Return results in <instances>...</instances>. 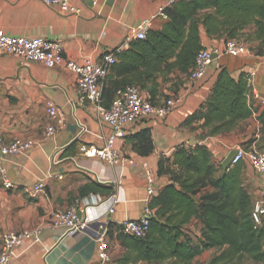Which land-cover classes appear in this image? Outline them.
Instances as JSON below:
<instances>
[{"label": "crops", "instance_id": "1", "mask_svg": "<svg viewBox=\"0 0 264 264\" xmlns=\"http://www.w3.org/2000/svg\"><path fill=\"white\" fill-rule=\"evenodd\" d=\"M70 2L81 10L79 14L63 12L57 6L46 5L43 0H0V34L57 41L71 60L79 62L84 57H91L98 61L104 53L119 47L129 29L141 20L153 18L152 27L160 28L163 18L157 16V12L168 0ZM253 31L248 28L244 32L249 35ZM201 33L204 47L224 44V39L210 38L204 30ZM248 43L254 47L260 42L253 39ZM256 57L249 53L238 59L215 58L206 76L199 80L180 76L181 81H178L179 73L166 77L160 75L161 92H167L169 87L178 83L174 86L177 94L173 96L176 100L173 111L163 119L150 116L129 125L125 138L118 140L117 146L135 161V165L129 162L111 165L79 152L81 145L103 147L111 129L95 115L91 104L78 102L75 72L64 66L46 67L40 62L1 56L0 136L6 141L31 142V147L19 156L5 158L15 188L5 189L0 183V242L6 231L41 228L37 237L26 241L11 256L9 264H96L98 242L94 234L76 232L73 238L63 239L66 230L53 228L49 220L51 211L70 208L75 199L85 196L95 183L113 189L112 193L99 191L105 200L89 208L92 217H100L114 206L109 231L112 264H151L142 260L122 261L127 248L116 227L124 220L139 218L149 201L143 164L148 165L155 179L153 201L171 183L170 175L159 173L161 159H170L169 163H172L175 152L182 146H206L219 173L223 169V160L238 145L264 150V125L258 119L264 109L256 105L252 97L256 91L264 95V60L258 61L254 59ZM222 68L235 77L241 72L254 73L252 80L249 79L248 93L253 113L234 130L211 136L200 113L204 111ZM116 78L117 68L113 66L106 80L107 87ZM140 89L146 98L151 99L147 90ZM49 104L61 110L65 124L46 137L45 128L52 122L47 112ZM144 130L150 132L153 143L148 153L135 149L137 138ZM241 164L244 166V185L256 199L264 190V179L247 160ZM37 182H45L46 187L35 194L33 185ZM201 228V222L192 219L182 227V238L197 241L201 237ZM220 252L217 248H210L190 261L172 258L161 264H209Z\"/></svg>", "mask_w": 264, "mask_h": 264}, {"label": "trees", "instance_id": "2", "mask_svg": "<svg viewBox=\"0 0 264 264\" xmlns=\"http://www.w3.org/2000/svg\"><path fill=\"white\" fill-rule=\"evenodd\" d=\"M166 12L160 28L151 27L145 39L132 40L118 55L119 62L114 65L118 78L111 80L109 87L105 84L103 90L106 103L118 88L127 85L147 90L153 103L175 96L178 83L167 89L173 91L168 95L161 92L158 78L179 73L181 81L180 76L190 75L197 54L204 48L202 30L210 38L241 41L245 37L258 40L264 47V0H176ZM248 28L254 30L253 34L246 35ZM250 78L246 72L235 77L226 68L219 71L200 113L209 135L228 133L252 116L248 103ZM258 119L264 125V110ZM152 148L150 132L144 130L135 149L148 153ZM169 162L164 158L160 161L159 173L170 175L171 183L151 203L155 214L148 235L119 236L127 248L122 261H190L206 249L217 248L221 252L209 264H230L241 256L264 263V222L261 226L254 223L255 199L244 185L241 162L219 173L204 145L182 146ZM99 191L112 193L113 189L95 183L86 194ZM194 218L202 224L201 237L197 241L182 238V227Z\"/></svg>", "mask_w": 264, "mask_h": 264}, {"label": "built area", "instance_id": "3", "mask_svg": "<svg viewBox=\"0 0 264 264\" xmlns=\"http://www.w3.org/2000/svg\"><path fill=\"white\" fill-rule=\"evenodd\" d=\"M176 0H168L165 5L159 7L157 16L167 18L166 8ZM46 5L57 6L59 10L68 13L79 14L81 10L72 4L70 0H43ZM153 18H145L137 25L132 26L124 42L114 50L104 53L100 60L95 61L91 57H84L77 62L65 56L64 48L60 42L41 37L12 36L0 34V57L3 55L15 56L26 62H40L46 67L64 66L77 74L78 102L82 105L91 104L95 115L106 123L111 133L103 147L81 145L79 152L87 157L103 160L111 165L129 162L135 165V161L124 155L117 146L120 139L127 134V127L138 122L141 118L154 116L160 119L171 113L176 105L174 97L162 99L153 103L146 98L140 87L127 85L118 88L113 98L106 103L103 90L111 68L118 61V55L125 51L132 40L145 39L152 27ZM248 53L244 43L237 39H229L222 46L204 47L197 54L194 68L188 78L199 80L206 76L213 62V56L217 58L230 56L238 58ZM254 76V73H251ZM253 77H251L252 80ZM251 84V81L249 82ZM252 97L256 105L264 109V95L261 92H253ZM48 115L52 122L45 128V136L49 137L60 130L65 124V118L61 110L49 104ZM31 147L28 141H6L0 136V183L5 189L15 188L5 165L7 156H19ZM232 164L247 160L252 168L264 179V150L257 147L245 148L238 145L235 149ZM147 180V193L149 201L145 204L142 213L137 219H127L117 224L118 235L145 238L150 231V219L155 214L151 206V198L155 193V179L148 168L143 164ZM46 187L45 182H37L33 185V192L39 193ZM105 200L101 193L90 192L85 196L75 199L72 206L65 210H53L49 213L50 225L53 228L66 230L63 239L73 238L76 232H89L96 236L98 246V260L96 264H112V251L109 241V231L113 224L112 215L114 206L110 207L106 214L100 217H92L89 208L97 206ZM252 217L256 226L264 222V190L254 200ZM41 233V228L23 229L18 231H6L2 234L0 242V264H9L11 256L21 248L24 243Z\"/></svg>", "mask_w": 264, "mask_h": 264}, {"label": "rangeland", "instance_id": "4", "mask_svg": "<svg viewBox=\"0 0 264 264\" xmlns=\"http://www.w3.org/2000/svg\"><path fill=\"white\" fill-rule=\"evenodd\" d=\"M245 37L242 38V40L240 42L244 43L245 46H246V49L248 50V53H252L254 54V56H257L256 58L254 59H257L258 61H262L264 60V47H261L260 46V43L258 45H255L254 47H252V45L248 43V40L244 39ZM225 42V41H224ZM262 57V58H261ZM238 59V58H236ZM256 60V61H257ZM253 77V76H251ZM177 78V77H176ZM173 91L172 90H169L167 92H164L165 94H168V95H172ZM230 264H264V263H256L255 261L249 259L248 257L246 256H241L237 259H235L232 263Z\"/></svg>", "mask_w": 264, "mask_h": 264}, {"label": "water", "instance_id": "5", "mask_svg": "<svg viewBox=\"0 0 264 264\" xmlns=\"http://www.w3.org/2000/svg\"><path fill=\"white\" fill-rule=\"evenodd\" d=\"M224 57L232 58V57H230V56H224ZM215 58H217L216 55L213 56V59H215ZM235 153H236L235 150L230 151V152L228 153V155L226 156V158L223 160V162H222V167H223L224 169H227V168L232 164V160H233V158H234V156H235ZM194 198H196V197H194Z\"/></svg>", "mask_w": 264, "mask_h": 264}]
</instances>
